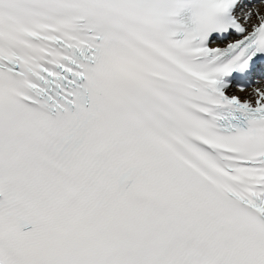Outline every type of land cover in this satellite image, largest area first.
Wrapping results in <instances>:
<instances>
[{
    "label": "snow or ice",
    "instance_id": "1",
    "mask_svg": "<svg viewBox=\"0 0 264 264\" xmlns=\"http://www.w3.org/2000/svg\"><path fill=\"white\" fill-rule=\"evenodd\" d=\"M0 264H264V0H0Z\"/></svg>",
    "mask_w": 264,
    "mask_h": 264
}]
</instances>
